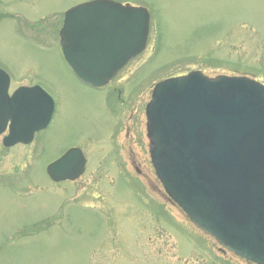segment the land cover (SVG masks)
I'll use <instances>...</instances> for the list:
<instances>
[{
    "label": "rangeland",
    "instance_id": "rangeland-1",
    "mask_svg": "<svg viewBox=\"0 0 264 264\" xmlns=\"http://www.w3.org/2000/svg\"><path fill=\"white\" fill-rule=\"evenodd\" d=\"M95 0H0V67L12 86H40L52 123L32 144L0 137V264H248L224 252L172 205L149 155L145 108L154 86L200 71L264 83V0H111L151 15L147 47L104 90L65 60L60 29ZM121 90L120 100L116 95ZM116 98V97H115ZM80 148L75 182L47 166Z\"/></svg>",
    "mask_w": 264,
    "mask_h": 264
},
{
    "label": "water",
    "instance_id": "water-1",
    "mask_svg": "<svg viewBox=\"0 0 264 264\" xmlns=\"http://www.w3.org/2000/svg\"><path fill=\"white\" fill-rule=\"evenodd\" d=\"M149 30L145 8L99 0L66 13L61 46L78 79L100 88L145 50ZM8 86L0 70V88ZM25 98L0 120V135L12 122L6 147L31 143L52 120L55 103L41 87L14 96ZM146 118L152 164L171 200L224 249L264 264V85L194 71L158 83ZM85 165L74 148L47 174L56 183L75 181Z\"/></svg>",
    "mask_w": 264,
    "mask_h": 264
},
{
    "label": "flooded vegetation",
    "instance_id": "flooded-vegetation-1",
    "mask_svg": "<svg viewBox=\"0 0 264 264\" xmlns=\"http://www.w3.org/2000/svg\"><path fill=\"white\" fill-rule=\"evenodd\" d=\"M0 68H2V67H0ZM2 69H4V68H2ZM4 70H5V69H4ZM5 71H6L7 73H9L7 70H5ZM9 75H10V73H9ZM10 77H11V75H10ZM21 86H23V85H21ZM21 86H18V87H16V88H13V86H12V77H11V84H10V87H9L7 93H5V94H0V100H2V101H5V100H9V101H11L13 94H14V93H15V92H16ZM104 89H105V88H103V89H99V91H102V90H104ZM117 91L119 92L118 95H116L115 93L110 94V92H109V94L107 93V95H108V96L111 95L112 98L117 99V100L119 101V100H120V95H121L122 91H121V90H117ZM115 97H116V98H115ZM11 104H13V102H12ZM13 105H14V104H13Z\"/></svg>",
    "mask_w": 264,
    "mask_h": 264
}]
</instances>
